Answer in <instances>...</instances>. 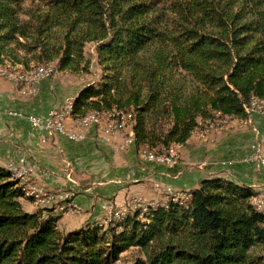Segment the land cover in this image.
I'll list each match as a JSON object with an SVG mask.
<instances>
[{
	"label": "trees",
	"instance_id": "1",
	"mask_svg": "<svg viewBox=\"0 0 264 264\" xmlns=\"http://www.w3.org/2000/svg\"><path fill=\"white\" fill-rule=\"evenodd\" d=\"M87 43L101 80L71 98V117L121 110L136 149L183 145L264 97V0H0V67L84 72ZM15 176L0 166V264H115L130 248L129 264H264V212L228 178H203L142 218L63 230L52 208L24 209L32 197Z\"/></svg>",
	"mask_w": 264,
	"mask_h": 264
},
{
	"label": "crops",
	"instance_id": "2",
	"mask_svg": "<svg viewBox=\"0 0 264 264\" xmlns=\"http://www.w3.org/2000/svg\"><path fill=\"white\" fill-rule=\"evenodd\" d=\"M71 80L68 74L50 76L40 81L34 95L23 98L13 92L10 82L0 78V166L23 159L29 169L25 179L30 180L22 183L32 185L33 181L46 194L56 188L72 194L78 208L73 200L64 201L73 209L66 212L72 214L60 216L61 229L78 228L86 222L104 223L103 204L107 200L123 205L132 196H143L140 199L145 203L162 202L166 193L185 190L188 194L201 179L213 176L236 181L255 192L254 196H264V166L247 160L252 142H257L264 154V116L258 114L249 115V122L242 125L239 118L231 117L224 128H210L203 136L199 134L202 127L196 128L180 147L177 162L167 165L141 158L133 144L115 151L97 141L93 131L80 141H72L61 134L37 131L24 116L7 113L45 115L66 97L72 101L83 86ZM65 123L73 126L72 119ZM124 132L114 135L113 144L132 132L130 125ZM164 184L173 187L159 190ZM21 203L28 211L40 207L33 200L22 199Z\"/></svg>",
	"mask_w": 264,
	"mask_h": 264
},
{
	"label": "built area",
	"instance_id": "3",
	"mask_svg": "<svg viewBox=\"0 0 264 264\" xmlns=\"http://www.w3.org/2000/svg\"><path fill=\"white\" fill-rule=\"evenodd\" d=\"M54 73L53 68H46V72L41 74V78H26V87L24 92H17L15 89V82H12L14 91L19 95V93H28L29 96L34 95L37 91L38 84L41 80L49 78ZM253 98V97H251ZM67 100L54 108H51L45 115L40 116L36 114H22L19 111H12L8 110L7 113L12 116H24L25 119L28 121L31 128L50 134L52 132L61 134L66 136L68 139L72 141H80L86 137L88 133L93 131L94 137L97 141L105 144H109L112 149L122 150L128 147L129 145L133 144L132 139V132H129L126 135H123L121 141L117 144H113L112 140L114 135L117 133L123 134L124 131L129 127V124H125L124 122V115L127 113L114 109L113 111H118V118L116 120L110 121V124H103V122H96V123H87L83 125H76L67 127L65 124V105ZM245 111H252L253 114H258L264 116V101H258L253 99V106L245 107ZM208 124H217L218 121H210L207 122L200 130V136L205 135L207 132V125ZM175 145L172 143L170 149H163L160 150H149L146 147H139L138 154L141 158H144V151H151L155 154V161L156 163L160 164H167L169 165V157L170 156H179V153H175ZM247 160L255 161L259 165L264 166V154L259 148L257 142H252L250 144V152L247 157ZM9 167H14L16 169V178H20L21 181L30 180L25 179V174L27 172L23 159H20L18 163H9ZM159 184H156L158 187ZM173 186L169 184H164L161 186V189L171 190ZM31 191L38 190V186L35 182L32 181V188ZM143 196H132L129 198L125 204L117 205L111 200H107L103 204V219L109 222H113V211L114 210H124V212H135L139 213V217H141V209L143 206H138V198H142ZM40 199V207L45 208H52L53 211H56L59 215H67L72 213H66L65 211L59 210V203L65 200H73L72 194L67 192L64 189L56 188L49 190V194H42ZM33 200V199H32ZM74 202V200H73ZM156 202H158L156 200ZM167 201H162L158 203L165 204ZM74 208H78L77 204L74 202ZM142 218V217H141Z\"/></svg>",
	"mask_w": 264,
	"mask_h": 264
},
{
	"label": "bare ground",
	"instance_id": "4",
	"mask_svg": "<svg viewBox=\"0 0 264 264\" xmlns=\"http://www.w3.org/2000/svg\"><path fill=\"white\" fill-rule=\"evenodd\" d=\"M46 68H53V71L56 72V67L54 63L48 62L44 64L37 65L36 67L32 68L31 70H27L24 72L15 71L9 68L8 66L0 67V75L4 76L11 82H15V89H17V92H24L25 87H26V78H41V74L46 72ZM19 95L28 97V93H19ZM253 99L258 100V101H264V97L258 98V97H253L250 99L248 104L245 107H250L253 106ZM71 108H72V102L67 101L65 105V121L68 119L73 120V126L76 125H83L87 123H96V122H103V124H110V121L116 120L118 118V111H113L114 109L108 110V111H91L87 115H84L82 117H78L73 119L71 117ZM247 116L252 115V111H246ZM127 115V114H126ZM126 115H124V122L126 124ZM231 118L230 116H223L219 117L218 119H215L214 121H218V126L221 128H224L227 125V122ZM236 120V119H235ZM238 123L241 124L245 118H239L237 119ZM66 124V123H65ZM213 126H217V124H208L207 129ZM133 139V135H132ZM134 144V143H133ZM175 145V153L179 151V148L182 146V144L179 143H174ZM172 144L168 145L167 147L163 149H170ZM177 156H170L169 157V164H172L175 162ZM144 158L145 160L149 161H155V154L152 153L151 151H144ZM15 172L16 175V170L12 169ZM24 184V183H23ZM25 187L29 190V193L32 194L34 197L39 196L42 194H46L42 189L31 191L30 188H32L31 184L25 183ZM166 201L168 199L171 200H186L189 197V194H187L184 191H176V192H168L166 193ZM252 203L254 207H256L258 210H261L264 212V197L259 194L257 196H254L252 199ZM159 203L157 202H148L145 203L143 202L140 198H138V206H143L141 209V212H145L147 208L154 207L158 205ZM73 207L70 202H63L62 204L59 205V210L69 212L72 211ZM126 212L124 210H114L113 211V218L114 221L120 219ZM109 222V221H105Z\"/></svg>",
	"mask_w": 264,
	"mask_h": 264
},
{
	"label": "rangeland",
	"instance_id": "5",
	"mask_svg": "<svg viewBox=\"0 0 264 264\" xmlns=\"http://www.w3.org/2000/svg\"><path fill=\"white\" fill-rule=\"evenodd\" d=\"M84 52H85V56L87 58L90 59V64L88 66V70L87 71H84V72H80V73H76V74H70L68 72H60V71H57L54 72L51 77L53 76H59V75H63V74H68L70 75V77L72 78V82L74 85L76 86H81V85H85L87 83H91V84H97L100 80H101V75H102V69L101 67L99 66V64L97 63V58H96V53H95V49H94V45L92 43H87L85 45V48H84ZM9 67V66H8ZM11 68V67H9ZM12 69V68H11ZM32 69V68H31ZM29 69V70H31ZM14 70V69H12ZM16 71V70H15ZM24 71H27V70H23V71H20V72H24ZM0 78L4 79L5 81H8L11 83L12 85V89H13V92L18 95L15 91H14V87H13V84L10 80H8L7 78H5L4 76L0 75ZM54 96H56L55 93H53ZM18 96H21V95H18ZM23 98H25L24 96H21ZM66 100H69L67 97L63 100L62 104L66 101ZM71 100V98H70ZM262 116V115H260ZM246 121L249 122V119H248V116L245 118V120L241 123L244 124ZM213 127H217V126H213ZM213 127H210V128H213ZM210 128H208L207 130H209ZM172 144V143H171ZM170 145V144H169ZM142 147V146H141ZM180 149V148H179ZM177 153H179V151H177ZM178 160V156L176 157L175 159V162L176 163ZM173 163V164H174ZM171 165V164H170ZM9 170L11 167H7ZM11 171L13 172V170L11 169ZM22 187H23V184H21ZM25 192H26V195L32 197L33 201L36 203V204H40V199L39 197H34L32 194L29 193V190L27 188H24ZM161 190V186H160V189ZM185 191V190H184ZM162 195V193H161ZM263 196V195H262ZM264 197V196H263ZM41 198V197H40ZM164 198V197H163ZM77 212V210H76ZM76 212H74L73 214H75ZM106 223V222H104ZM140 255L139 254V251L138 249L136 248H130L129 250L123 252L119 258V260L115 263V264H129L135 256H138Z\"/></svg>",
	"mask_w": 264,
	"mask_h": 264
}]
</instances>
